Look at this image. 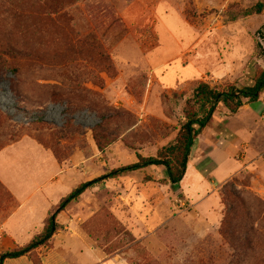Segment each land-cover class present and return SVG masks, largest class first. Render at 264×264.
Instances as JSON below:
<instances>
[{
    "label": "rangeland",
    "instance_id": "rangeland-1",
    "mask_svg": "<svg viewBox=\"0 0 264 264\" xmlns=\"http://www.w3.org/2000/svg\"><path fill=\"white\" fill-rule=\"evenodd\" d=\"M257 2L0 0V255L29 242L20 231L39 223L49 193L60 203L78 185L174 143L195 82L254 81L264 69L256 50H264V13L234 23L223 14ZM216 112L231 117L222 105ZM234 154L236 171L224 182L223 165L204 182L189 184L186 174L171 185L163 167H150L95 185L63 210L46 246L6 264H55L53 249L73 264L78 240L95 254L92 264H264V131ZM210 156L225 162L219 150ZM229 185L230 239L219 231ZM33 190L8 223L13 245L2 223ZM30 201L38 215L27 214ZM250 227L256 235L244 245Z\"/></svg>",
    "mask_w": 264,
    "mask_h": 264
},
{
    "label": "trees",
    "instance_id": "trees-1",
    "mask_svg": "<svg viewBox=\"0 0 264 264\" xmlns=\"http://www.w3.org/2000/svg\"><path fill=\"white\" fill-rule=\"evenodd\" d=\"M264 13V2H257L247 9L235 10L230 6L223 14L225 22L234 23L239 19L251 15ZM256 50L261 58H264V50L256 44ZM264 93V69L254 78L252 86L238 88L235 85L210 86L208 83L195 82L191 88L190 97L185 102V123L182 125L179 136L174 143L163 147L156 157L139 159L130 165L119 167L110 172L75 187L61 202L57 208L45 220L42 231L33 237L26 245L8 251L0 255V264L6 260H15L30 255L34 250L46 246L55 232L58 224L57 216L72 202L76 201L89 188L101 184L106 180H114L125 175L142 171L150 167H163L167 181L171 185H178L184 178L191 149L194 147L198 136L210 124L219 105L225 109L228 116L235 115L241 107L256 103ZM222 192L224 216L221 222L220 233L231 238L230 228L235 217L234 199L235 193L232 186L225 187ZM256 232L250 227L246 234L242 235V243L245 245Z\"/></svg>",
    "mask_w": 264,
    "mask_h": 264
},
{
    "label": "crops",
    "instance_id": "crops-1",
    "mask_svg": "<svg viewBox=\"0 0 264 264\" xmlns=\"http://www.w3.org/2000/svg\"><path fill=\"white\" fill-rule=\"evenodd\" d=\"M247 68V67H245ZM249 68V67H248ZM253 71V72H252ZM255 70H247L246 73L253 76ZM231 78V76H228V78ZM253 85V79L248 84H245V86H252ZM216 114L223 115L221 112H216L213 115L212 122L211 124L204 129L202 134L198 137V139L195 142L194 147L191 149L190 156L193 158V163L187 165L186 173L183 178V180L180 182L181 184L184 183L186 179V174L190 175V178L188 179L187 183L191 184L194 181H201L204 182V180H207L208 178L210 179L211 173L213 171L218 170L221 166H223V171L226 173V176L224 177L223 181L227 180L229 177H231L236 171L231 170L232 163L231 159L235 158V155L233 156V153L235 149L237 148V144L239 148L242 147L243 142L246 140L252 139V137H255L256 135H260L264 131V93L261 94L259 100L256 103L249 104V105H244L239 109V111L231 116H222V117H217ZM251 131H253V134H251ZM240 134H244L245 137L241 139L239 137ZM204 146L203 149H200V144ZM223 146L222 150L218 149L219 146ZM200 147V148H199ZM196 148L195 152L194 149ZM199 148V149H198ZM213 150H219L222 152L223 158L225 160L224 164H218L217 161H219L218 158H211L210 154L212 153ZM189 156V157H190ZM195 160V161H194ZM189 162V161H188ZM218 164V165H217ZM190 166V172L187 173L188 171V166ZM221 182V183H222ZM220 183V184H221ZM214 190L215 188H211ZM36 190H33L25 200L22 202H19V206L16 207L14 211H12L3 221L2 223V232H3V238L4 240L10 242L13 245L15 244V239H17V233L10 227L8 226V223L10 220L16 215V213L25 207V204L33 197L34 193ZM11 195L15 198V195L10 192ZM51 197V198H50ZM61 198L55 199L52 196V193H49L47 197H44L43 200V206H42V212L40 213L41 218L39 223H36L35 226L27 225L26 230L20 231V235L25 234L29 235L30 237L28 238L29 241L35 237L37 234H39L45 224V220L50 216L51 212L54 210L56 205L59 203ZM75 202V201H74ZM37 202H32L30 201L31 206L27 208L26 212L28 215L31 217L33 214L38 215V206L36 204ZM63 211L57 216V220L60 218L62 215ZM33 226V227H32ZM81 240H78V244H76V253H75V258H74V263L73 264H92L95 261V254L90 252L89 250L87 252H84L83 249L81 248ZM58 247V245H56ZM53 256V257H52ZM27 256L19 258L23 259L24 261L26 260ZM47 258H52L55 260V264H66L65 262H61L62 260L64 261V255L63 253L57 249L56 251L53 249L47 253ZM16 260V259H15ZM10 260H6V262ZM108 264H126L124 261H111Z\"/></svg>",
    "mask_w": 264,
    "mask_h": 264
}]
</instances>
